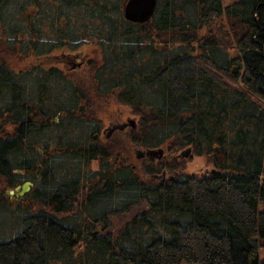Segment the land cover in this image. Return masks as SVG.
Segmentation results:
<instances>
[{"label": "trees", "instance_id": "trees-1", "mask_svg": "<svg viewBox=\"0 0 264 264\" xmlns=\"http://www.w3.org/2000/svg\"><path fill=\"white\" fill-rule=\"evenodd\" d=\"M12 1L0 0L4 30ZM44 1L25 2L27 25L13 27L14 34L28 28L36 36L39 15L59 26L62 46L66 35L75 36L74 29L97 21L92 24L97 44L121 42L124 47L107 48L108 54L67 74L41 66L27 74L16 69L17 56L2 42L0 209L7 201L5 184L17 177L23 141L37 137L43 109L53 104L68 116L79 108L87 116V108L107 106L115 98L138 105L141 146L156 139L191 147L212 168L190 172L184 158L168 165L166 183L148 174L140 181L132 173L120 174L124 195L112 207V196L105 192L102 214L122 216L141 203L147 207L128 220L117 238L106 231L109 226L64 225L62 209L75 202V188L62 185L53 196L57 209L23 219L17 233L0 239V264H53L54 244L72 253L82 247L76 249L82 264H264V0H159L156 14L144 23L124 18L127 0H56L54 20L44 15ZM69 13H75V23ZM154 39L163 45L157 69L150 75L146 66L141 70V85H157V95L151 96L134 81L133 58L137 48ZM168 42L172 48L165 55ZM227 43H233L230 49ZM84 44L72 43L77 50ZM19 58L25 59L23 54ZM160 169L158 164L151 171Z\"/></svg>", "mask_w": 264, "mask_h": 264}, {"label": "flooded vegetation", "instance_id": "flooded-vegetation-1", "mask_svg": "<svg viewBox=\"0 0 264 264\" xmlns=\"http://www.w3.org/2000/svg\"><path fill=\"white\" fill-rule=\"evenodd\" d=\"M122 15L125 18L124 9ZM69 16L70 21L75 23V13H69ZM55 30L57 31V29ZM74 37L72 36L70 40ZM55 40H60L59 34ZM146 42L148 44L143 45L144 49L137 48L134 52V81L141 93L156 96L158 91L155 83L146 85L143 82L141 85L142 73H144L141 70L146 66L149 69L148 75H150L149 73L155 70V67L157 69L163 45L161 40L156 39L153 42L148 40ZM106 43L101 44L104 49L102 56L107 48L111 50L114 47H124L121 42L116 45ZM64 45L53 43L52 48L46 52H39L37 45H33L32 48L28 46L24 59L28 60V66L22 71L33 74L35 68L41 66L45 68L44 70L56 69L67 74L68 71L81 67L91 58L88 57L89 52L85 48L86 44L81 45L78 50L74 45L67 47L68 49ZM137 47H140V44H137ZM58 48H62L60 53L49 54ZM171 48V42L166 43L165 55ZM43 56H45L44 59H41ZM145 76L147 75L145 74ZM49 77L51 79L52 76ZM111 94L114 95L113 92ZM56 97L52 96L53 99ZM111 102L131 107L134 109L133 116L125 118L122 113H117L115 116L112 114L103 116L99 115V108L97 110L87 108L85 111L90 112L87 113V116L82 114L81 108L78 111L71 110L73 115L68 116L66 111H61L60 107H57V104L48 105L43 109L41 132L36 135L37 137L23 141L25 145L17 158L22 184L16 180L15 186L10 190L11 193L21 194L18 196L26 199L31 188L30 185H37L34 191L37 205L26 202V205L22 206L23 219L37 215L41 210L57 209L53 202L54 194L62 185L71 184L75 188V202L67 204L66 208L62 209L64 212L61 216L62 223L72 226L78 224L82 227L92 225L99 228L113 226L119 216L102 214L106 210L103 204L107 201L105 192H110L109 194L112 196V207L122 199L125 179H119L120 174L132 173L137 181H140V175L147 176L148 174L158 182L166 183L170 178L168 165L172 162H183L184 146L158 143L156 139L151 141L152 145L141 146L138 135L140 126V107L138 105L132 106L118 101L117 98ZM132 121L135 123L132 124ZM82 124H87V126L89 124L88 129L81 130ZM121 125L125 126L121 128ZM82 131L83 133L80 134ZM134 135L136 136L133 137ZM159 148L163 149V153L160 155L147 152L149 149ZM140 150L145 151V155L139 156L138 151ZM158 164L161 165V169L152 172L151 170H154ZM133 182L135 181L133 180ZM19 185H21V189L18 188ZM84 217H87L88 220H85ZM99 232L100 229L94 231L95 234ZM112 237L117 238L118 236L113 235Z\"/></svg>", "mask_w": 264, "mask_h": 264}, {"label": "rangeland", "instance_id": "rangeland-1", "mask_svg": "<svg viewBox=\"0 0 264 264\" xmlns=\"http://www.w3.org/2000/svg\"><path fill=\"white\" fill-rule=\"evenodd\" d=\"M117 1L120 0H112V4H116ZM233 0H224L225 4L230 3ZM25 2H28V0H13L10 5L7 7L6 10V30L2 29V25L0 24V47L2 45V42L4 41V45L7 48H10V55L17 56L15 58L16 61V69H23L25 70L28 66V60L21 61L20 56L23 54L25 58V51H27L28 46L34 45L33 40L36 42L35 45H37L39 48V52H46L47 50L52 48V44H60V40H55L57 35L61 37L59 26H53V22L50 20H40L42 19L41 16L36 15L39 17V19L36 20V23L39 24V32L36 36H32L31 31L26 28V31L15 32V34L12 32V28L15 26L19 27H26V19H27V12L25 11L22 13V8L26 4ZM44 15L45 16H51L50 19L54 20V9L56 7V0H45L44 1ZM124 6L122 8L123 12ZM76 16V15H75ZM83 16V15H82ZM77 20V19H76ZM75 20V21H76ZM97 21H88L89 27L80 28L79 30L74 29L75 31V38L71 39L69 38V35H66L64 39V46L70 47L72 43L78 42H85L87 46H85L87 52H89L88 57H97L98 55L102 57V54L104 53V49L101 45L97 44L99 42V36H97V28L92 27L93 23H96ZM45 28V31H43L41 28ZM57 29V31L55 30ZM70 30V29H69ZM80 32V37H77L76 32ZM84 31L86 34H84ZM108 33V30H107ZM5 37V38H3ZM8 38V42L5 41V39ZM8 43V44H7ZM233 43H227L225 45L226 49H230L232 47ZM62 48H58L56 50L51 51L49 54H58L62 50ZM68 49V48H67ZM61 50V51H60ZM24 51V52H23ZM60 51V52H59ZM31 54H33L31 51H29ZM233 52V51H230ZM6 55H8L6 53ZM45 56H43L41 59H44ZM11 58V57H10ZM9 59V58H8ZM10 60V59H9ZM63 67V65H61ZM154 100V99H153ZM151 100V101H153ZM95 110H97V107H94ZM99 115L106 116L107 114H112V116L116 115L117 113H122L125 118L128 116H133L134 109H132L129 106H125L123 104H119L117 102H111L107 106L99 107ZM103 112L102 114L100 112ZM89 127V124H82L80 129L81 130H87ZM83 131L80 133L82 134ZM185 149V147H184ZM187 168L190 172H198V173H205L209 171L212 168V164L208 162L205 155H193L190 157H187ZM17 162V161H15ZM21 170L17 171V177L14 181H12L11 184H5L4 186V193L6 196V204L1 207L0 209V239L9 238L17 231H19L23 227V205L27 204H36L35 201V194L34 191L36 189L37 185H30V190L28 191V198L22 199L21 196L16 193H11L10 190L15 186V181L19 184H22L21 180ZM19 189H21V185L18 186ZM17 188V189H18ZM147 205L145 203H141L140 205L132 208L129 213H125L122 216H119L118 220L116 221V224L113 226H109V228L106 231H111L114 236H116L119 231L124 227L125 222L128 221L135 213L141 212L143 209H145ZM52 262L53 264H82L84 262L82 257H79L77 252L82 249H76L73 250V253L71 251L65 252L63 249H60L57 245H53L52 247ZM182 264H198V263H187L183 262Z\"/></svg>", "mask_w": 264, "mask_h": 264}, {"label": "water", "instance_id": "water-1", "mask_svg": "<svg viewBox=\"0 0 264 264\" xmlns=\"http://www.w3.org/2000/svg\"><path fill=\"white\" fill-rule=\"evenodd\" d=\"M158 4V0H127L125 7H124V15L128 21L135 22V23H144L149 21L155 11ZM81 65V63H80ZM234 72H236V67H234ZM135 123L132 121V124ZM125 125H121L120 127L123 128ZM147 152L154 153L156 155H160L163 153V149H149ZM145 151H138L139 156L145 155ZM184 158L193 156L192 148L187 147L184 149L182 154ZM23 193V191L21 192Z\"/></svg>", "mask_w": 264, "mask_h": 264}, {"label": "bare ground", "instance_id": "bare-ground-1", "mask_svg": "<svg viewBox=\"0 0 264 264\" xmlns=\"http://www.w3.org/2000/svg\"><path fill=\"white\" fill-rule=\"evenodd\" d=\"M23 190H21V192H22Z\"/></svg>", "mask_w": 264, "mask_h": 264}]
</instances>
